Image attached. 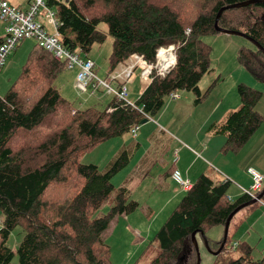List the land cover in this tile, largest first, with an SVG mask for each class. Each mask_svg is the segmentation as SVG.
Wrapping results in <instances>:
<instances>
[{"label":"trees","instance_id":"obj_1","mask_svg":"<svg viewBox=\"0 0 264 264\" xmlns=\"http://www.w3.org/2000/svg\"><path fill=\"white\" fill-rule=\"evenodd\" d=\"M251 1L223 10L218 27L241 33L264 50V0H45L58 20L61 43L71 52L90 58L94 45L113 39L109 75L133 54L154 63L156 50L168 45L176 47V64L164 78L153 76L135 108L113 98L104 106L100 100L78 109L54 85L66 63L36 45L0 97V264H11L15 255L18 264H112L104 233L113 219L136 207L128 190L115 191L112 183L129 153L122 151L103 172L82 163L81 156L156 115L170 95L199 94L198 83L210 69V48L202 38L220 34L214 26L220 9ZM249 43L238 50L237 61L264 83L263 50ZM237 92L240 108L217 131L226 137L225 152L241 150L262 122L254 110L260 93L242 85ZM230 186L201 174L132 264H196L192 233L198 240L211 227H224L233 210L251 200L247 194L231 199ZM113 193L112 206L97 216ZM17 228L21 239L13 250L8 240ZM228 236L213 264H264V255L248 256L247 243H234L243 255L229 257ZM206 240L216 251L222 239Z\"/></svg>","mask_w":264,"mask_h":264},{"label":"rangeland","instance_id":"obj_2","mask_svg":"<svg viewBox=\"0 0 264 264\" xmlns=\"http://www.w3.org/2000/svg\"><path fill=\"white\" fill-rule=\"evenodd\" d=\"M8 1L24 9L25 6H27L28 0ZM40 12L43 13L42 8H40ZM101 29L106 30V25H101ZM46 30L52 31L51 28H46ZM3 36L4 23L0 21V38ZM202 40L210 48V69L198 83L199 94L193 91L176 92L177 98L174 100H177L178 105H176L175 111L173 109V113L169 115L168 119H170V122L168 124H165V120L159 122L156 119L163 109L166 108L168 102L172 100L169 97L165 99V105L158 114L152 117L147 116L146 119L150 120L146 121L147 123H139L135 128L154 123L157 126L154 125L157 131L152 132L155 136L157 134L166 135L173 139V134L180 138H182V134H184L185 137L188 138L186 143L188 145L190 144L192 148H187L189 152L188 161L194 160V158L198 159L199 162L202 160V164L205 167V174L215 182H224L227 180L228 174L226 172L230 171L237 175L235 178L237 180H232L228 176L232 180V186H237L236 188H238V190L240 189V192L242 189L250 190L252 185L250 167L256 169L264 176V83L256 80L247 67L240 65L237 61L238 50L243 46L251 47L250 43L245 39L232 35L217 34L205 36ZM35 48H37V46L33 39H25L20 41L17 47L7 56L0 69V97H4L7 94L13 82L20 75L22 67L26 63L30 52ZM112 48L113 39L110 36H107L103 44H96L92 47L90 58L96 66V72L99 78H105L106 76ZM74 75V70L65 69L57 77L54 85L61 96L73 103L75 108L85 109L89 107V105L99 103L100 100L101 102L99 104L104 106L113 99V97L103 96L102 94H99L102 97H98L97 95L96 97H92L93 99L89 98L88 95H79L72 88ZM137 78L138 77H135L134 80H137V83H141ZM132 81L133 80H128L126 84L127 89ZM240 85L260 93V98L254 110L261 116L262 122L253 133L248 143L241 150H227L225 152L224 144L226 137L224 134L217 133V131L223 125L224 119L231 112L240 108L241 102L237 92V88ZM138 89L140 90V88L136 86V82H133L129 86L127 98L129 103H136V99L140 95ZM183 116H190V118L187 119ZM192 122L196 123L193 124ZM201 125H203V128L198 132V129L194 127L200 128ZM173 127H177L180 134H177L178 132L176 130L177 133H174ZM138 130H135V133L137 132L136 137H132L131 132L127 133L128 135L125 134L127 136L123 135L125 137L122 139L121 143L119 140L123 136L110 139L113 141L108 140L104 142L95 148V150L83 154L80 161L82 163H98L99 170L108 167L107 165L115 160L121 153H118V151L124 143L128 145L130 142H139L137 138H140L143 129H141V131ZM161 131L162 133L160 134ZM196 132L198 135V137H196L197 139L191 140L189 143V140L191 137H194ZM161 145H163L164 151L161 160L163 163L158 162L157 165L152 168L147 180H145L138 189L133 190V195L132 192L130 193L132 197L130 200H137L139 206L122 217H116L104 233L103 239L110 247L112 264H132L164 224L165 220L173 211V208H175L172 200L170 205L162 213V211H158L160 204L154 203L158 198V202L164 199L168 200L173 196L174 191L173 184L169 187H157L156 182H153V179L157 177L159 171L164 170L166 167H170V165L177 161L171 162L173 160V148L166 145L164 141L159 145H154L153 149L157 151L160 149ZM147 147L148 144H142V148L139 150L140 152L135 157V160ZM202 148H205L207 153L201 152ZM128 150L130 154L133 155L135 151L134 147H128ZM117 153L118 155H116ZM132 157L127 160L124 166L112 178L115 191L118 189L117 186L121 181V177L124 176L130 166L134 164L132 162ZM168 162H171L169 166H167ZM170 170L171 167L168 169V172H170ZM223 174H225V176H223ZM198 177L199 174L195 177L194 182ZM245 186L248 188H243ZM247 190H242V193L245 194ZM177 192L180 193V198H178L176 202H179L185 193L180 190H177ZM114 195L115 193L111 194L107 202L97 211V216L105 214L108 211L110 206L114 203ZM236 198H238V196L232 197L233 200ZM151 211L154 213L151 214ZM2 220L3 215L0 212V227ZM255 222L256 224L254 225ZM238 223L244 226L243 232L239 237L234 235L235 229H233L232 226ZM232 225L226 244L228 256L235 259L243 255L240 248H232L234 243L241 242L247 243L252 247V251L250 255H248L252 260L261 258L264 255V196L259 201L237 212L234 220H232ZM256 230L259 234H256ZM223 232L224 228L222 226H213L205 232V239L211 242L220 241ZM245 234H247L248 237L256 235L257 237L252 238L251 244L238 239L243 238ZM20 239V229L17 228L12 232L8 240V245L14 250ZM198 245L200 264H213L216 256L208 252L201 237L198 238ZM11 264H18L16 255Z\"/></svg>","mask_w":264,"mask_h":264},{"label":"built area","instance_id":"obj_3","mask_svg":"<svg viewBox=\"0 0 264 264\" xmlns=\"http://www.w3.org/2000/svg\"><path fill=\"white\" fill-rule=\"evenodd\" d=\"M40 8L43 9V13L40 12ZM0 21L4 23V36L0 43V69L20 41L33 39L36 45L51 53L56 61L65 62L67 69L75 71L72 88L79 95L94 97L102 93L135 108V105L127 100L126 83L136 70L139 76L148 82L152 81L153 76L164 78L176 64L175 45L162 46L156 50L154 63H148L141 56L133 54L125 61L126 63L124 62L121 69L113 71L106 78H99L91 58H83L62 45L55 12L46 6L45 0H28L26 9L8 0H0ZM43 22H46L52 31H47ZM113 82H117L116 87ZM169 97L175 99L177 95L175 93ZM135 130V127L131 130L133 135ZM250 172L252 185L245 194L255 198V193L262 188L263 176L252 169ZM176 174L172 175L176 183L183 190H189L190 183Z\"/></svg>","mask_w":264,"mask_h":264},{"label":"crops","instance_id":"obj_4","mask_svg":"<svg viewBox=\"0 0 264 264\" xmlns=\"http://www.w3.org/2000/svg\"><path fill=\"white\" fill-rule=\"evenodd\" d=\"M10 2V1H9ZM11 3V2H10ZM13 4V3H12ZM27 6H25L24 9H26ZM21 8V7H20ZM44 25L46 26V28H50L46 22H44ZM50 30V29H49ZM2 39V37H1ZM92 60V59H91ZM126 63V62H125ZM125 63H122V64H119L117 66V68L115 70H119L121 69ZM114 70V71H115ZM95 72H96V66H95ZM106 73V72H105ZM104 73V75H105ZM96 75H97V72H96ZM108 71L106 73V76L105 78L108 76ZM98 76V75H97ZM134 76V77H133ZM135 77H138L137 79L140 80L141 83H137V80H134ZM142 78L139 76V72L136 70V72L134 73V75H132V77L129 79V80H133L131 82V84L133 82H136V86L138 88H140L139 92H140V95L143 93V91L146 89V87L148 86V84L150 83V81H145V80H141ZM113 85H115V87L117 86V82H113L112 83ZM127 84V83H126ZM130 84V85H131ZM129 85V86H130ZM129 86H128V89H129ZM127 87V86H126ZM128 89H127V98H128ZM60 93V92H59ZM99 94H102V93H99ZM98 95V97H102L101 95ZM96 95V96H97ZM103 95V94H102ZM140 95L137 97L136 100L139 99ZM94 96V97H96ZM105 96V95H103ZM97 97V98H98ZM91 99H93L92 97H89ZM170 98V97H169ZM89 99V100H91ZM172 99V98H171ZM88 100V101H89ZM176 103V104H175ZM134 104V103H133ZM165 105V104H164ZM176 105H178V102L177 100H174L172 99L171 101L168 102V105L166 106V108L163 109V111L157 116V119L159 122L161 120H165V124H168L170 122V119H168L169 115L171 113H173V109L175 111V107ZM161 109V110H162ZM160 110V111H161ZM193 110V109H192ZM159 111V112H160ZM158 112V113H159ZM157 113V114H158ZM173 116V115H172ZM176 117V116H175ZM185 117V116H183ZM185 118H190L189 117H185ZM150 120V119H148ZM147 120V121H148ZM147 123V122H146ZM152 123V122H151ZM193 124L196 123V122H192ZM154 125L156 126V124H149V125H144L142 127H137L136 128V131H141V129H143L142 131V134L140 136V138H137L139 140L138 141H134V143H131L126 145L125 143L122 145L121 149L118 151L119 152H122V151H127L129 153V158H131L132 156V162L134 163L133 165L130 166L129 170L126 171L125 175L121 177V181L119 183V185L117 186L118 188H126L128 190V196H129V200L132 198L130 195V193L132 192V195H133V190H136L138 189L144 182L145 180H147L149 174L151 173V170L153 167H155L157 165L158 162H162V157H163V154H164V151H163V145L160 146V149H158L157 151L154 148V145H159L160 143H163V141L165 142L166 145H168L169 147H172L173 148V160L171 162H176L172 165L171 162H168L167 163V166L170 165L171 167V170L170 172H168V169L170 167H166L164 170H161L158 172V175L155 179H153V182H156V186L157 187H162V186H166V187H169L171 186V184H173V196L171 198H169L168 200H163L161 202H158V199L154 201V203H159L160 207H159V210L158 211H162V213L166 210V208L170 205V203L172 202L173 200V206L175 207L178 202L177 199L180 198V193L177 192V190H180L182 191L183 193H185L186 191L183 190L177 183L176 181L174 180V178L172 177V175L174 174H178L183 180H187L190 185L192 186L194 180H195V177L199 174V176L201 174H205L204 170H205V167L203 166V161L201 160V162L198 161V159L194 158V160H191V161H188V149H192L190 146V144L188 145L186 143V140L188 139L187 137H185L184 134H182V138L180 137H177L176 135L173 134V139L172 138H169L168 136L166 135H159L157 134L155 136L154 133L152 132H155L157 131L155 128H154ZM174 125V124H173ZM157 127V126H156ZM195 129H198V132L200 130H202L203 128V125H201L200 128H197L196 126L194 127ZM174 129V133H177V134H180L179 130L177 129V127H173ZM177 132H176V131ZM137 133V132H136ZM136 133L135 135H131L132 137H136ZM162 133V131L160 132V134ZM128 135V134H127ZM125 135V136H127ZM123 136L119 142L121 143L122 142V139L125 137ZM163 137H164V140H163ZM196 137H198L197 135V132L194 134V137H191V139L189 140V143L191 142V140H194V139H197ZM110 141H113V140H110ZM182 142V143H181ZM143 143H146L148 144V147L144 150V152L135 160V157L139 154V150L142 148V144ZM128 147H134L135 151L132 154H130L129 150H128ZM188 148V149H187ZM95 150V149H94ZM201 152H205L207 153V150L205 148H202ZM118 153L116 155H118ZM115 155V156H116ZM114 156V157H115ZM113 157V158H114ZM112 161V159H111ZM198 161V162H197ZM89 163H92V162H89ZM97 163V162H96ZM163 163V162H162ZM94 164V163H92ZM98 166V163L95 164ZM109 165V164H108ZM107 165V166H108ZM107 168V167H106ZM106 168L100 170L101 172L105 171ZM255 170L256 172L259 173V171H257L256 169L250 167V170ZM228 175H227V180L232 184V180H237L235 179L237 177V175L233 174L232 172L228 171L226 172ZM176 174V175H177ZM261 174V173H259ZM262 175V174H261ZM223 176H225V174H223ZM232 179H230L229 177ZM264 177V176H263ZM264 180V178H263ZM250 184V183H249ZM263 186H264V182H263ZM237 187V186H236ZM235 186H230L229 187V190H228V196L232 199V197H240L243 195L242 193V190H247V189H242L241 192L238 190V188H236ZM243 188H248V187H243ZM130 201H133L136 203V207L139 206V202L137 200H130ZM135 207V208H136ZM174 209V208H173ZM154 212L151 211V214H153ZM125 214L119 216V217H122L124 216ZM236 216V215H235ZM114 220V219H113ZM234 220V218H233ZM257 222V221H256ZM256 222L254 223V225L256 224ZM232 225V223H231ZM229 226V231L232 229V226H233V229H235V236L239 237V235L243 232V228L244 226L242 225H239L236 224V225H232V226ZM228 231V232H229ZM256 234H259L258 231L256 230ZM253 237H257L256 236H247V234L243 235V238H238L240 240H243L244 242H248L250 243L252 241V238ZM251 244V243H250Z\"/></svg>","mask_w":264,"mask_h":264},{"label":"water","instance_id":"obj_5","mask_svg":"<svg viewBox=\"0 0 264 264\" xmlns=\"http://www.w3.org/2000/svg\"><path fill=\"white\" fill-rule=\"evenodd\" d=\"M254 2H255V1L245 2V3H241V4H236V5L227 6V7H225V8L220 9L219 12H218V14H217V16H216V20H215V24H214V26H215L216 31H217L218 33H220V34H226V35H233V36L243 37V38H245L246 40H248L249 42H251L256 48H259L260 50H263V49L257 44V42H255L254 40L250 39L249 37H247V36H245V35H243V34H241V33H238V32L229 31V30H224V29H221V28L218 27V19H219L221 13L223 12V10L228 9V8L243 7V6H245V5H248V4H251V3H254ZM263 54H264V50H263ZM146 121H147V119H144V120H142V121L140 122V124L145 123ZM263 195H264V188H263L261 194H259V195L256 196L255 198H252L251 200H249V201H247V202H245V203L239 205L235 210H233V212L228 216V218H227V220H226V222H225V224H224V227H223V228H224V232H223V236H222L221 244H220L219 248H218L216 251L211 250V249L208 247L207 240L205 239V234H204V233H201V238H202V240H203V243H204L206 249L208 250V252H209L210 254H212L213 256H217V255L221 252V250H222V248L224 247V244H225V242H226L227 234H228V229H229V225H230V222H231V219L233 218V216H234L237 212H239L241 209H243L244 207H246V206H248V205H251V204H253V203L259 201V200L262 198ZM191 238H192V243H193L194 249H195L196 254H197V262H196V264H200L199 245H198V240H197V238H196V233H195V232L192 233Z\"/></svg>","mask_w":264,"mask_h":264},{"label":"flooded vegetation","instance_id":"obj_6","mask_svg":"<svg viewBox=\"0 0 264 264\" xmlns=\"http://www.w3.org/2000/svg\"><path fill=\"white\" fill-rule=\"evenodd\" d=\"M252 199V198H251Z\"/></svg>","mask_w":264,"mask_h":264}]
</instances>
